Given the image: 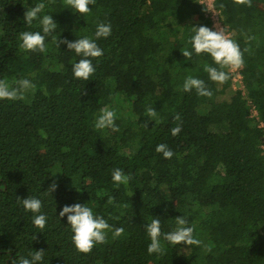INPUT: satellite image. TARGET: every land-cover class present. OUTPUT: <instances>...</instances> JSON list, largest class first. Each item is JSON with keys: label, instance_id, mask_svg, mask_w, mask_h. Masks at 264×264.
<instances>
[{"label": "trees", "instance_id": "obj_1", "mask_svg": "<svg viewBox=\"0 0 264 264\" xmlns=\"http://www.w3.org/2000/svg\"><path fill=\"white\" fill-rule=\"evenodd\" d=\"M39 3L43 11L26 24L24 13ZM214 4L243 53L244 93L232 90L230 78L211 81L205 66L219 65L192 49L193 27L210 29L198 0H95L83 15L64 0H0V79L35 85L22 100H0V264L37 250H44L42 264H264V0ZM44 15L57 23L46 52L22 49V32L44 34ZM100 23L111 34L97 39ZM55 37H88L103 50L90 58L96 70L89 80L74 77L83 57L56 47ZM184 50L193 52L190 60ZM189 76L212 96L183 91ZM149 106L156 120L146 116ZM103 108L116 113L118 132L95 129ZM177 125L182 131L173 136ZM159 144L171 159L156 152ZM116 168L132 177L128 184L112 181ZM27 197L42 201L43 230L19 201ZM75 203L124 234L114 239L108 231L106 243L78 252L67 216L59 217ZM178 216L200 246L163 239ZM157 217L163 255L147 252L145 225Z\"/></svg>", "mask_w": 264, "mask_h": 264}, {"label": "clouds", "instance_id": "obj_2", "mask_svg": "<svg viewBox=\"0 0 264 264\" xmlns=\"http://www.w3.org/2000/svg\"><path fill=\"white\" fill-rule=\"evenodd\" d=\"M54 2V0H53ZM95 3V0H64V4L67 8L74 9L76 13L81 15L87 14L90 11L88 7L90 4ZM237 5H244L247 7L252 6V0H234ZM45 5L39 3L34 7L28 9L24 13L25 23L31 25L33 20L39 17V14L43 11ZM42 25L43 35L40 32H22L19 39L22 41L20 47L27 51H39L41 53L46 52L45 37L55 30L57 23L52 19L50 15H44L40 20ZM195 34L191 37L190 43L192 49L197 55L208 54L213 59L214 63L219 65L218 70L216 67L205 66V71L208 73L209 79L213 82L223 84L229 80V73L222 69H229L235 71L244 66L243 53L240 50L239 45L225 34L223 29L213 31L206 26H200L199 28L193 27ZM111 34V25L100 23L97 25L95 37L106 38ZM56 47L59 44H66L69 50L82 56L83 58L79 62L73 65V75L77 79L87 81L95 72V67L92 64V59L99 58L103 55V50L98 47L95 40L88 37L76 39L74 42H70L65 39L58 40L54 38ZM245 51H248L245 49ZM183 56L190 60L193 52L184 50ZM35 88V85L29 79H20L15 82V86H11L6 80L0 79V100H22L25 93ZM192 89L196 90L199 96L211 97L212 92L208 89L203 80L187 77L183 84V91L189 92ZM146 116L150 121L157 119V111L153 106H149L145 109ZM116 113L108 108H103L97 117L94 127L97 130L110 129L112 132H118L120 129L116 125ZM175 120L179 121L181 117L176 115ZM147 123V122H146ZM146 123L144 126L146 127ZM182 131L181 126L177 125L171 129L173 136L178 135ZM156 152L162 153L166 159H171L174 153L168 148L166 144H159L156 146ZM55 175V174H54ZM112 181L116 185H126L132 179L130 175L125 174L121 169L116 168L112 172ZM57 183L53 180L52 184L46 190L48 194L55 191ZM113 198H109V202H112ZM24 210L31 212L34 215L33 224L37 228L43 230L47 217L41 213L42 201L35 197H27L20 199ZM39 213V214H38ZM67 216V223L72 230V243L78 252L87 254L90 253L96 244H104L107 242L106 233L112 231L113 238H118L124 234V228L119 227L114 230L110 227L108 222L99 217L94 216L92 208L85 204L75 203L71 206H64L59 212V217ZM176 228L174 231L163 234V239L172 245H188V246H200L201 241L194 237V228L187 226L188 220L183 216L175 218ZM145 230L150 237V244L147 247L149 254L157 253L163 255L165 252L164 246L161 243V226L160 219L153 218L149 224L145 225ZM44 257V250H37L30 253V258L15 257L12 259L11 264H42Z\"/></svg>", "mask_w": 264, "mask_h": 264}, {"label": "built area", "instance_id": "obj_3", "mask_svg": "<svg viewBox=\"0 0 264 264\" xmlns=\"http://www.w3.org/2000/svg\"><path fill=\"white\" fill-rule=\"evenodd\" d=\"M199 3L204 8V16L209 21L210 29L213 31L223 29L226 35H228L231 38V33L226 29L225 24L222 20L221 12L216 8L214 4V0H198ZM226 72L229 73L230 77V84L233 91H238L241 93L245 92V86H244V76L242 73V68L237 69L235 71H231L229 69H224ZM250 104V116L256 117L257 116V110L254 104L249 102ZM262 130L264 131V123L260 122L258 125ZM262 148H264V136L262 140Z\"/></svg>", "mask_w": 264, "mask_h": 264}]
</instances>
